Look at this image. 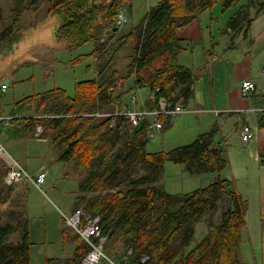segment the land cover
I'll return each instance as SVG.
<instances>
[{"label":"trees","instance_id":"1","mask_svg":"<svg viewBox=\"0 0 264 264\" xmlns=\"http://www.w3.org/2000/svg\"><path fill=\"white\" fill-rule=\"evenodd\" d=\"M20 1L23 7L14 10L16 15L25 11L28 2L33 5L37 0ZM243 1L161 0L152 7L125 38L133 40L129 69L136 76V87H147L150 91L159 88V96L186 104L194 95L195 76L193 70L178 64L185 42L177 30L212 10L218 2L228 10ZM130 3L131 0H112L109 4L102 0H53L48 15L62 18L55 32L57 41L69 48L93 41L97 44V55L103 57L108 52L104 45L112 41V34L118 29L116 18ZM249 9H255L256 14L264 13V0H246L229 26L247 23L240 17ZM12 33V28L6 29L1 39L7 40ZM102 39L108 42L103 44ZM144 73L148 77H143ZM113 85V81L86 80L76 83L73 97L61 88L27 97L16 104L11 116L17 117L25 110H34L35 115L13 118L12 123L21 120L23 130L33 134L42 126L46 131L43 138H48V133L55 135L52 142L61 150L59 160L73 164L74 172L82 176L81 196L75 210L83 206L89 214L101 216L108 237L106 253L116 261H123L132 250L130 264H142L144 255L149 256L145 264H246L238 251L247 226L249 202L234 188L233 181L221 178L229 160L225 148L216 141L218 130L212 129L191 144L171 151L151 153L147 149L150 136L146 123L131 132L121 120L111 127L110 119L86 116L115 103L122 108L121 97L109 91ZM168 162L183 166L190 175H219L208 187L171 194L163 184ZM137 166L146 167L152 175L133 177ZM15 187L0 186V264H32L29 223L19 205L21 199L14 194ZM225 198L229 199V206L221 222H209L206 235L196 243L199 220L215 211ZM65 229L64 236L69 235L77 242L74 256L65 260L49 258L44 264H81L88 253L82 239ZM16 233L19 237L14 243L10 239Z\"/></svg>","mask_w":264,"mask_h":264},{"label":"rangeland","instance_id":"2","mask_svg":"<svg viewBox=\"0 0 264 264\" xmlns=\"http://www.w3.org/2000/svg\"><path fill=\"white\" fill-rule=\"evenodd\" d=\"M52 1L37 0L33 5L28 2L20 15L13 13L23 7L20 0H2L0 3V115H13L16 104L21 100L55 88H61L68 96L73 97L76 83L86 80H97L100 83L113 81L116 85L121 83L117 85L114 96L121 97L122 108L133 109L131 102L134 97H137L140 107L149 98L151 91L147 87L138 88L135 85L136 76L130 74L129 69L133 40L125 41V38L161 0H131L121 11L126 16L127 23L112 34V41L104 42L102 39L103 44L108 42L104 45L108 52L104 51L103 57L97 55V44L93 41L81 47L69 48L66 43L56 40L55 32L60 27L62 18L48 15ZM102 1L109 4L112 0ZM236 9L224 11L222 3L218 2L204 14L200 22L207 26L205 36L211 35L215 38V43L220 41L229 26L230 17L238 11ZM255 11H245L248 22L258 19V23L264 25V13L259 17L253 15ZM8 28H12L13 33L7 40H2V33ZM199 47H206V42L199 44ZM188 63H192L189 55L181 54L178 64L195 71ZM148 75L144 73L143 77ZM4 85L7 86L6 92H2ZM117 105L120 107L118 103ZM115 108L116 103L105 110ZM24 113L14 118L35 115L34 110H25ZM17 124H21V129L15 123L2 129L1 142L9 154L27 168L30 175H37L38 172L47 174L41 189L28 181L13 185L17 186L14 194L21 199L18 202L29 223L33 243L31 263L44 264L49 258L69 259L74 256L77 242L69 235L64 236L66 229L63 214L70 216L75 212L77 198L81 196L79 186L82 176L74 172L73 164L59 160L61 150L52 142L54 134L48 133V138L36 137L29 130H23L20 120ZM171 124L163 131L152 129L153 132H149V152L171 151L191 144L199 135L211 131L199 126L198 118L191 113L173 119ZM144 175H152V172L146 167L137 166L133 177ZM218 175H190L184 171L183 166L168 162L164 168L163 184L171 194L190 193L208 187L217 180ZM228 176L225 172L221 173L222 178ZM234 188L249 202L247 226L240 238L239 257L246 264H264V186ZM95 195L96 193L90 194L89 198ZM228 206L229 199L225 198L215 211H209L199 220L196 226V243L206 235L209 222H221L222 214ZM18 233L11 236L12 242L18 241Z\"/></svg>","mask_w":264,"mask_h":264},{"label":"crops","instance_id":"3","mask_svg":"<svg viewBox=\"0 0 264 264\" xmlns=\"http://www.w3.org/2000/svg\"><path fill=\"white\" fill-rule=\"evenodd\" d=\"M245 4L246 0L233 8L239 11ZM204 14L186 27L177 30V35L185 42V50L182 54L189 55L192 63L188 64L195 69L193 73L197 81L193 86L194 95L186 105L199 110L242 111L221 116H215L213 113L194 115L198 118L199 126L207 130H218L216 141L225 148L229 160V167L224 171L229 176L224 179L233 181V186H264V79L261 76L264 68V25L259 24L258 19H252L251 22L228 26L224 37L215 43V38L211 35L206 37L204 34L207 26H203L200 22ZM253 15L261 17L256 13ZM240 20L248 19L241 14ZM205 37L206 41H204ZM202 42H206V47H199ZM248 80L255 82L256 90L245 98L241 94V86ZM138 103L139 101L137 109L151 106L149 98L140 107ZM116 107L120 108L117 103ZM174 123L170 124L173 126ZM245 124L254 132V138L247 144L239 138V130ZM15 125L21 129V124ZM149 132L153 131L149 130ZM6 167H10V160L5 157L0 158V184L3 186H5ZM39 173L41 172L37 175Z\"/></svg>","mask_w":264,"mask_h":264},{"label":"built area","instance_id":"4","mask_svg":"<svg viewBox=\"0 0 264 264\" xmlns=\"http://www.w3.org/2000/svg\"><path fill=\"white\" fill-rule=\"evenodd\" d=\"M126 23V16L120 12L116 18V26L121 27ZM261 76L264 79V68L261 71ZM117 85H121V83H118ZM117 85L114 84L111 86L109 91L115 92L118 87ZM255 90L256 84L250 80L243 82L241 86V94L245 98L252 95ZM2 91L6 92L7 86L4 85L2 87ZM158 92L159 88L151 91L149 96L151 106L149 108L137 109L136 106L138 99L137 97H134L131 102V104L134 105L133 109L130 107L122 109L116 107L115 109H111V111L103 110L87 116L95 117L100 120L110 119L111 127L115 126V122L121 120L125 124L129 125L132 132L145 123L148 125L150 131H163L165 125L171 123L173 119L187 113H213L215 116H221L223 114L229 115L232 113L242 112L241 110L233 109H190L189 106L184 104L182 101H175L174 99L165 96H159ZM13 118L14 117L0 115V131L2 127H7L9 124H12ZM45 133V128L38 126L36 128L35 136L42 137ZM239 138L243 143H249L254 138L252 128L247 124L243 125L239 130ZM4 157L10 160V167L5 175V185L13 186L16 184H23L28 181L38 189H41V186L46 182L47 174L41 172L36 176L30 175L27 168L9 154L6 146L0 140V158ZM63 219L65 227L78 235L89 250L83 258L81 264H102L104 261H107L108 264H130L129 256L133 253L132 250H129L128 256L120 262L116 261L113 257L106 253L108 237L104 234L101 216H93L92 214H89L83 206H81L70 216L63 214ZM148 261V255L142 256V264H145Z\"/></svg>","mask_w":264,"mask_h":264},{"label":"water","instance_id":"5","mask_svg":"<svg viewBox=\"0 0 264 264\" xmlns=\"http://www.w3.org/2000/svg\"><path fill=\"white\" fill-rule=\"evenodd\" d=\"M117 30V29H116Z\"/></svg>","mask_w":264,"mask_h":264}]
</instances>
